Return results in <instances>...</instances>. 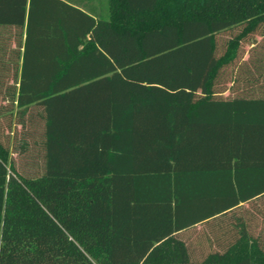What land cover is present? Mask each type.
I'll list each match as a JSON object with an SVG mask.
<instances>
[{
    "label": "trees",
    "instance_id": "1",
    "mask_svg": "<svg viewBox=\"0 0 264 264\" xmlns=\"http://www.w3.org/2000/svg\"><path fill=\"white\" fill-rule=\"evenodd\" d=\"M258 32L264 0H106L99 17L0 0L4 113L43 123L37 177L0 143V264H264V50L241 49ZM197 226L213 246L195 261Z\"/></svg>",
    "mask_w": 264,
    "mask_h": 264
},
{
    "label": "rangeland",
    "instance_id": "2",
    "mask_svg": "<svg viewBox=\"0 0 264 264\" xmlns=\"http://www.w3.org/2000/svg\"><path fill=\"white\" fill-rule=\"evenodd\" d=\"M76 5H85L83 0H76ZM237 29L228 32H222L218 34L217 42L219 46V52L223 49L224 43L237 33ZM249 42L254 43L259 50H264V34L258 32L257 34L250 35L248 39L242 42L241 49L243 51L250 50L251 47L248 45ZM15 43H10L9 48L14 47ZM247 56H245V59ZM243 71L238 70L237 73ZM251 71V70H250ZM225 75L220 78L217 83L216 90L219 91L220 95L223 97L230 96L233 94L228 90L230 84V70L224 73ZM2 83H0L1 86ZM240 87V86H239ZM0 87V143L8 149L11 153V160L16 171L23 177L32 178L41 175L43 166V153L41 148L38 146L40 142L43 123L36 116V109H31L25 119L24 124L18 123L16 117H14V112L11 117L10 114L4 113V108H10V106L3 104L2 97L3 91ZM239 91V90H238ZM239 93V92H238ZM236 94V93H235ZM23 142L27 143L26 148H23ZM248 205L245 206V208ZM258 219V218H257ZM260 220V218L258 219ZM207 230L198 226L192 231H189L186 235H181V239L186 240L191 249L190 253L193 260H201L205 257L211 250L213 243L206 239ZM209 234V233H208Z\"/></svg>",
    "mask_w": 264,
    "mask_h": 264
},
{
    "label": "crops",
    "instance_id": "3",
    "mask_svg": "<svg viewBox=\"0 0 264 264\" xmlns=\"http://www.w3.org/2000/svg\"><path fill=\"white\" fill-rule=\"evenodd\" d=\"M66 3L75 6L76 0H63ZM85 4L84 9H86L91 15L95 17L99 16H105V10H106V0H83ZM256 52L247 50L246 52H243V58H242V63L250 65L249 58L254 57ZM245 56L247 58L245 59ZM231 84V83H230ZM232 86V84L229 86V88ZM228 88V89H229ZM198 227V226H197Z\"/></svg>",
    "mask_w": 264,
    "mask_h": 264
}]
</instances>
